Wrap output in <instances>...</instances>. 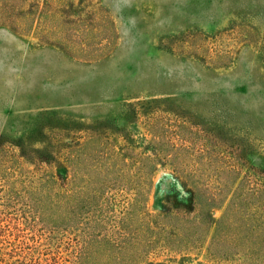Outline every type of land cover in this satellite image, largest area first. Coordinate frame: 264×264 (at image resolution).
<instances>
[{"label": "rangeland", "instance_id": "374dc122", "mask_svg": "<svg viewBox=\"0 0 264 264\" xmlns=\"http://www.w3.org/2000/svg\"><path fill=\"white\" fill-rule=\"evenodd\" d=\"M73 1L70 18L100 10L113 24L105 56L81 60L0 26V137L18 146L21 166L0 186V264H20L23 256L43 264L64 250L61 233L45 229L19 183L46 168L38 162L45 149L66 147L75 133L101 134L158 163L147 201L152 214L183 182L172 167L180 158L162 159L157 148L193 149L197 178L212 186L228 181L211 189L222 195L235 190L236 176L264 169V0ZM201 149L205 156L195 153ZM233 164L237 172L227 174ZM223 210L213 208L212 217ZM206 253L176 264H235Z\"/></svg>", "mask_w": 264, "mask_h": 264}, {"label": "trees", "instance_id": "16d2710c", "mask_svg": "<svg viewBox=\"0 0 264 264\" xmlns=\"http://www.w3.org/2000/svg\"><path fill=\"white\" fill-rule=\"evenodd\" d=\"M74 4L0 0V26L34 34L81 60L105 56L116 37L113 24L100 10L84 19L70 18ZM13 147L18 148L0 137V186L9 185L8 179L21 169ZM193 152L185 145L157 148L162 159L180 158L172 167L183 182L166 195L162 210L152 214L147 201L158 163L143 153L116 147L98 133H75L66 147L45 149L38 162L46 168L19 183L27 206L35 208L49 233H61L65 242L64 250L45 257L43 264H176L178 257L204 247L211 260L264 264V169L257 173L259 179L236 176L230 183L233 188L239 180L235 190L222 195L212 190L226 188L228 181L212 186L197 178L188 159ZM195 153L205 156L207 151ZM59 167L62 173L55 172ZM236 169L233 164L225 172ZM213 208H224L218 220L211 215ZM27 258L20 264H30L33 259L27 263Z\"/></svg>", "mask_w": 264, "mask_h": 264}]
</instances>
